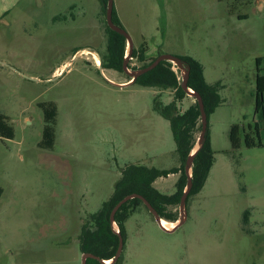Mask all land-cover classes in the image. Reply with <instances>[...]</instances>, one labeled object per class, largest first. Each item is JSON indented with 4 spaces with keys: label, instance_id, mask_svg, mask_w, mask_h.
<instances>
[{
    "label": "rangeland",
    "instance_id": "rangeland-1",
    "mask_svg": "<svg viewBox=\"0 0 264 264\" xmlns=\"http://www.w3.org/2000/svg\"><path fill=\"white\" fill-rule=\"evenodd\" d=\"M249 1L113 0L133 48L146 43L147 61L189 56L205 67L208 81L225 78L232 101L228 118L247 131L250 124L258 141L264 139V124L258 134L251 94L253 53L264 57V8L254 5L250 11ZM7 4L6 23L0 22V113L14 138L6 146L0 142V149L11 150L0 156V264H82V225L110 199L121 170L176 166L169 123L153 108L156 96L169 105L173 91L123 85L125 73L100 68L106 39L98 0ZM237 12H246L248 20L239 22ZM238 26L256 32V49L238 52L233 33ZM128 52L126 44L125 56ZM141 65L127 61L129 72L137 73ZM173 71L183 80V70L174 65ZM47 102L58 111L51 150L38 147L43 129L38 104ZM177 108L185 111L188 101ZM210 119L212 132L229 148L221 122ZM216 158L211 177L201 195L189 199L187 219L177 229H162L146 210L130 217L122 264H264V149L242 144ZM174 183L165 180L164 193H173ZM174 208L177 223L181 215L179 206L169 210ZM140 216H147L143 224Z\"/></svg>",
    "mask_w": 264,
    "mask_h": 264
},
{
    "label": "trees",
    "instance_id": "trees-1",
    "mask_svg": "<svg viewBox=\"0 0 264 264\" xmlns=\"http://www.w3.org/2000/svg\"><path fill=\"white\" fill-rule=\"evenodd\" d=\"M98 2L102 15L105 17L107 0H98ZM112 21L115 26L124 30L115 8H113L112 12ZM103 23L106 48L105 54L99 57L100 68L123 74V61L127 41L123 35L109 29L105 19ZM147 51L148 48L146 43H142L137 49H132L130 58L136 59L137 62L142 63L139 70L148 67L155 58H157H151L147 61ZM175 57L183 64L184 68L188 70L187 87L194 93L200 95L205 113L207 118H209L222 103L219 95V90L221 88L220 83L208 84L204 78L202 64L192 57L180 55H176ZM263 61L264 57L256 59L257 77L255 97L256 113L259 117L263 116L262 108L264 107V69L260 67ZM126 77L128 81L132 80L127 74ZM132 84L143 88H154L159 91H173V101L169 105H162L158 101V96H156L153 102V108L157 114L169 123L172 138L175 143V151L178 156L179 167L160 170L143 165H128L121 170V176L114 184L112 196L101 205L98 212L88 216L85 223L82 225L79 237L81 253L92 254L102 261H110L114 258L119 245V237L123 239L124 249L126 238L125 223L131 215L140 209H144L150 214L140 199L133 198L128 200L118 209L114 216V224L118 231L117 234L111 224L110 213L114 206L126 196L139 195L151 205L160 219L171 223L177 221V213L169 210V208L179 206L180 198L187 185L185 165L195 146L196 134L201 133L198 103L195 102L183 112H180L177 108V104L181 103L187 94L181 88L177 80V74L172 70L171 62H160L154 69L138 75ZM38 107L41 109L43 115L42 137L41 141L38 143V147L43 150H51L55 144V127L58 115L57 107L52 102L40 103ZM241 134L243 133L239 126L233 125L230 128L229 138L232 153L239 149L242 144L246 148L262 146L259 139L255 141L251 135H244L241 137ZM13 138L14 130L8 118L0 113V140H12ZM213 163L214 157L207 126L202 145L192 160V187L186 198L185 210H187L189 199L198 195L204 187ZM176 173H180V176L175 184V192L172 195H163L153 187L154 181L158 178H166ZM248 217L249 211L246 210L242 218L244 225L248 224ZM122 261L123 257L121 253L117 261L113 264H122ZM86 264L103 263L99 260L88 258Z\"/></svg>",
    "mask_w": 264,
    "mask_h": 264
},
{
    "label": "crops",
    "instance_id": "crops-1",
    "mask_svg": "<svg viewBox=\"0 0 264 264\" xmlns=\"http://www.w3.org/2000/svg\"><path fill=\"white\" fill-rule=\"evenodd\" d=\"M8 1H10V0H0V5H3L0 8V22L1 23H3V22L6 23L4 17L10 11L8 9V4H7ZM11 1L14 2V1H17V0H11ZM245 5L249 6V10L250 11H251V9L253 10L254 5H259L261 8H264V0H252V1H249V2L245 3ZM117 15H118V17L120 19V16H119L118 13H117ZM233 15L235 16V18L239 22H246L248 20V18H249V15L246 12H237L235 14L233 13ZM120 22H121V19H120ZM121 24H122V22H121ZM233 33L236 35V37H235V39H236L235 46L237 47V50H238V52H240V54H242V51H244L246 49L250 50V49H256L257 48L256 32L254 30H252L251 28H245V27L238 26V27L234 28ZM79 52L80 51L78 50V51L75 52V54H79ZM253 54H254V59H255V68H254V73H253L254 89H253L252 94H251V103H252L253 109L256 111V97H255V93H256V91H255L256 90V77H257L256 59L257 58H262V57L258 56L255 52ZM73 57L74 56H72V57L70 56V57H67V58H69V61H70V59H72ZM263 62H262V64H263ZM65 65H66V62L64 61L63 64L60 67H57V69L53 72V75L54 74L55 75L58 74L60 72L58 70L61 67H64ZM97 66H99V63H98ZM261 68H263V67H261ZM203 73H204L205 81L208 84H214L216 82L220 83L221 88L219 90V95H220L221 100H222V103L216 108V110L208 118V125H209L208 132H209V137H210L211 148H212V151H213L214 163H213V166H212V168H211V170L209 172L208 178L206 180V183H207V181L209 180V178L211 177V175L213 173V168L215 167V164H216V161H217L216 157H220V156L226 155V154L229 153V151H232L231 144H230V138H229L230 128L233 125L239 126V128L242 130V133H243L242 135L244 136V135H251V125L250 124L247 125V129H248V131H247L246 128H245V124H239L238 123L239 121L237 119L234 120V119L228 118V113H229L228 112V107L232 106V101L230 99H228V96L226 94L227 89H228V83L225 81V78L216 77V79H213L212 81H208L207 78H206V71H205V67L204 66H203ZM131 82H132V80L131 81H125V82H123L121 84L128 85ZM185 100L188 101V107H190L191 105H193L196 102V100L193 97L188 96V95L182 100V102L185 101ZM179 111L183 112V110H180V109H179ZM262 111H263L262 112L263 116L259 117L257 115L259 118L258 117H254V119L252 121L253 124H254V127L256 129V132L258 134H260L261 130H263L264 107L262 108ZM210 117H215V119L217 121L221 122V125L224 127V131L226 133V141H227V143L229 142V146H230L229 148L227 147V145H226V147H225V145L222 146V144L220 143L219 139L212 132V125H211ZM12 141H13V139L12 140H0V142L2 144H4L5 146H6V142L12 143ZM259 142L262 144L261 147L256 146V147H252V148H249V149H264V139H260L259 138ZM198 145H199V142L194 146V148L192 149L190 155L197 149ZM237 150H239V149H237ZM17 152H19V148L17 149ZM8 153H11V150L8 147L5 150L4 149H0V156L1 157L6 156L5 154H8ZM176 167H179V161L176 163V166H174L173 168H176ZM169 169H171V168H169ZM160 170H168V169H160ZM218 173L219 172H217L216 175H218ZM223 173L226 174V175L229 174L227 169L225 171H223ZM189 175L191 176V167L189 168ZM179 176H180V173H176V174L169 175L166 178H164V177L158 178L157 180L154 181L153 187L158 192H160L163 195H167V196L172 195L175 191L173 193H171V194L164 193L165 192L164 190H166V188L164 186L165 180H167L169 178H173L174 182H175L174 183V186H175L177 180L179 179ZM206 183H205V185H206ZM205 185H204V187H205ZM204 187L202 188V190L200 191V193L198 195H201V192L203 191ZM2 194H3V189L0 187V199H1ZM172 211L176 212L175 208ZM144 213H146L145 210L140 209L137 212H135L133 215H136V214L145 215ZM133 215H131L130 217H132ZM143 217L146 218L147 216H143ZM144 218H142V217L140 218V219H143V221H141L140 224H143V222L145 220ZM186 219H187V212H186ZM127 221L125 223L126 236H127V234H129L128 226H127L128 222ZM161 221H163V224H164V222H166V221H164L162 219H161ZM168 223H169V225H165L164 224L166 229L167 228L168 229L169 228L172 229L177 224V223H171V222H168Z\"/></svg>",
    "mask_w": 264,
    "mask_h": 264
},
{
    "label": "water",
    "instance_id": "water-1",
    "mask_svg": "<svg viewBox=\"0 0 264 264\" xmlns=\"http://www.w3.org/2000/svg\"><path fill=\"white\" fill-rule=\"evenodd\" d=\"M113 8H114V2L113 0H107V5H106V11H105V20H106V24L108 26L109 29H111L114 32L120 33L121 35H123L127 41V45L129 48V52L128 55H126L124 57V61H123V71L125 74H127L131 79L132 82L136 79V77L140 74L146 73L152 69H154L160 62L162 61H169L172 64L176 65L180 70H183L185 74H183V80L180 83L181 88L183 89V91L186 92V94L188 96L193 97L196 102L199 105V111H200V120H201V133L199 135V145L197 147V149L191 154L189 155V158L186 162L185 165V173L187 175V185L185 187V190L180 198V202H179V210H180V215H181V219L179 220V222H177V224L172 228V230H168V231H173L175 229L178 228V226L180 224H182L185 220H186V214L184 212L185 210V205H186V198L187 195L192 187V181H191V176L189 175V168L192 166V160L194 155L196 154V152L199 150V148L202 145V142L204 140V135L207 131V126H208V118L207 115L205 113L204 110V105H203V101L202 98L200 97L199 94L194 93L192 90L188 89L187 87V80H188V70H186L183 66V64L175 57L172 55H161L158 56L157 58H155V60L146 68H143L141 70H139L137 73H133V72H129L127 69V61L130 59V55L133 49V43L131 38L129 37V35L124 31L119 29L117 26L114 25L113 21H112V12H113ZM184 68V69H183ZM133 198H138L140 199L144 205L146 206V208L148 209V211L150 212V214L154 217V219L156 220V222L160 225V227L164 230H167L165 228H163L161 226V219L158 216L157 212L151 207V205L141 196L139 195H130V196H126L125 198H123L120 202H118L114 208L112 209L111 213H110V221L112 226L115 225L114 224V216L116 214V212L118 211V209L124 204L126 203L128 200L133 199ZM118 234V231H115ZM123 250V239L121 237H119V245L117 248V252L114 256V258L112 260H110L109 262L107 261H102L100 259H98L97 257H95L92 254H82V264H86V260L88 258H92V259H96L99 260L100 262H102L103 264H113L117 261V259L119 258V256L121 255Z\"/></svg>",
    "mask_w": 264,
    "mask_h": 264
},
{
    "label": "bare ground",
    "instance_id": "bare-ground-1",
    "mask_svg": "<svg viewBox=\"0 0 264 264\" xmlns=\"http://www.w3.org/2000/svg\"><path fill=\"white\" fill-rule=\"evenodd\" d=\"M183 72V74H184V71H182ZM161 226L163 227V228H166L165 226H164V224L165 225H169V223L168 222H164V224H163V221H161ZM168 229V228H167ZM107 262H109V261H107Z\"/></svg>",
    "mask_w": 264,
    "mask_h": 264
},
{
    "label": "built area",
    "instance_id": "built-area-1",
    "mask_svg": "<svg viewBox=\"0 0 264 264\" xmlns=\"http://www.w3.org/2000/svg\"><path fill=\"white\" fill-rule=\"evenodd\" d=\"M172 65L174 66V64H172ZM173 66H172V70H173ZM181 78H182V75H181ZM181 78L177 75V80L179 83H181V81H182Z\"/></svg>",
    "mask_w": 264,
    "mask_h": 264
}]
</instances>
